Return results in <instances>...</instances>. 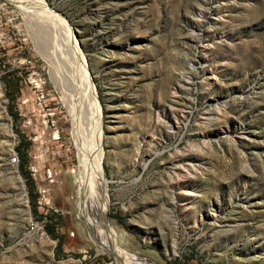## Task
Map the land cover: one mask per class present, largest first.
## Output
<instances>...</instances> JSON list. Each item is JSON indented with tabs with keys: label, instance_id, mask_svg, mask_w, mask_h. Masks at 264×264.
I'll return each mask as SVG.
<instances>
[{
	"label": "rangeland",
	"instance_id": "1",
	"mask_svg": "<svg viewBox=\"0 0 264 264\" xmlns=\"http://www.w3.org/2000/svg\"><path fill=\"white\" fill-rule=\"evenodd\" d=\"M45 1L102 110L113 241L35 46L55 28L0 0V264H264V0Z\"/></svg>",
	"mask_w": 264,
	"mask_h": 264
},
{
	"label": "bare ground",
	"instance_id": "2",
	"mask_svg": "<svg viewBox=\"0 0 264 264\" xmlns=\"http://www.w3.org/2000/svg\"><path fill=\"white\" fill-rule=\"evenodd\" d=\"M8 1L25 14H29L26 13L29 7L39 11L41 19L38 22L52 29L55 28L54 35L33 27V32H36L34 33L35 46L48 63L52 81L66 89V92L63 91V99L66 101L72 119V133L80 159L79 171L85 183L86 204L91 201L95 206L94 229L99 235L113 241L114 230L105 217L107 198L104 193L105 183L101 166L102 110L95 96L86 58L66 18L51 8L45 0ZM27 19L26 21L32 24L38 23L31 20L29 16ZM60 28L64 29L62 35L58 34ZM50 41L56 42L60 47L58 55L47 50L46 46ZM82 123H84L83 126ZM89 228L93 231L92 227ZM114 248L117 257H128L127 250H122L119 245H115Z\"/></svg>",
	"mask_w": 264,
	"mask_h": 264
},
{
	"label": "trees",
	"instance_id": "3",
	"mask_svg": "<svg viewBox=\"0 0 264 264\" xmlns=\"http://www.w3.org/2000/svg\"><path fill=\"white\" fill-rule=\"evenodd\" d=\"M17 149L20 150V146H18ZM21 155H22V152H21V150H20V156H21ZM47 230H48V232H50L52 229H47Z\"/></svg>",
	"mask_w": 264,
	"mask_h": 264
},
{
	"label": "built area",
	"instance_id": "4",
	"mask_svg": "<svg viewBox=\"0 0 264 264\" xmlns=\"http://www.w3.org/2000/svg\"><path fill=\"white\" fill-rule=\"evenodd\" d=\"M11 159H14V156L11 157ZM34 224L30 223V227H33Z\"/></svg>",
	"mask_w": 264,
	"mask_h": 264
},
{
	"label": "water",
	"instance_id": "5",
	"mask_svg": "<svg viewBox=\"0 0 264 264\" xmlns=\"http://www.w3.org/2000/svg\"><path fill=\"white\" fill-rule=\"evenodd\" d=\"M105 217H106V220H107V216H106V214H105ZM108 221V220H107Z\"/></svg>",
	"mask_w": 264,
	"mask_h": 264
}]
</instances>
